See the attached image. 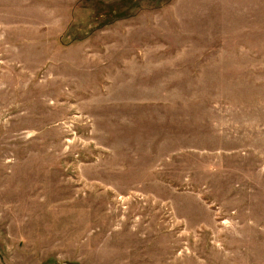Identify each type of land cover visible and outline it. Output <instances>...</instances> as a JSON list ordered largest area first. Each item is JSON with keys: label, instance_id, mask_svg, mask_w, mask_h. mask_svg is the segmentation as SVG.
<instances>
[{"label": "rangeland", "instance_id": "rangeland-1", "mask_svg": "<svg viewBox=\"0 0 264 264\" xmlns=\"http://www.w3.org/2000/svg\"><path fill=\"white\" fill-rule=\"evenodd\" d=\"M0 264H264V0H0Z\"/></svg>", "mask_w": 264, "mask_h": 264}]
</instances>
